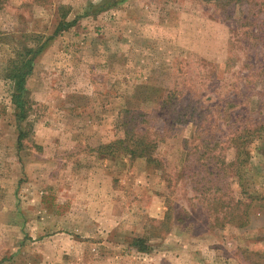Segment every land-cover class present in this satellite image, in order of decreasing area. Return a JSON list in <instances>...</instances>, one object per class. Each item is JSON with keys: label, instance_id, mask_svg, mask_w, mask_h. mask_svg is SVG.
<instances>
[{"label": "rangeland", "instance_id": "rangeland-1", "mask_svg": "<svg viewBox=\"0 0 264 264\" xmlns=\"http://www.w3.org/2000/svg\"><path fill=\"white\" fill-rule=\"evenodd\" d=\"M101 1L0 0V264H264V138L228 166L264 122V0ZM41 44L18 123L5 69ZM124 107L155 163L100 154Z\"/></svg>", "mask_w": 264, "mask_h": 264}, {"label": "trees", "instance_id": "trees-1", "mask_svg": "<svg viewBox=\"0 0 264 264\" xmlns=\"http://www.w3.org/2000/svg\"><path fill=\"white\" fill-rule=\"evenodd\" d=\"M125 1L127 0H102L98 5L91 6L90 14L97 15L101 12L107 11L110 7L122 4ZM73 23L74 21H65L63 15L54 30L53 36H56L59 32L70 28ZM44 48L45 45L41 44L39 46H35V49L30 48L26 49L24 52L16 53L15 57L8 61V65L5 69V77L12 82L11 102L14 106L15 118L18 123H22L27 120L30 103L28 98L29 92L26 88V80L32 72L33 59L41 53ZM29 55H31V58H28ZM167 105L169 107H171V105L174 106V104H171L169 101V98H163L160 106L164 108ZM178 119L179 117L174 120L175 123L179 122ZM116 128L119 136L114 142L102 145L99 148L102 156H121L130 160L144 159L147 162H150V164L156 162L153 158V153L155 152L157 146L163 141V135L160 134V132H149L148 121L143 114L136 112V110H130L124 107L116 119ZM23 135L24 133L20 129L19 139H21ZM254 137H257V139L264 138V122L257 124L252 132L247 133L245 130L240 131V133H238L231 140L232 147L234 146L235 149V159L230 162L228 166H237L241 168L240 165L244 164L243 162H247L246 159L249 158V154L246 150V146L252 142ZM242 157H245V160H241ZM238 178L241 180V176ZM240 185L242 186L243 183ZM239 206L240 204L236 202L235 207L228 209L229 211H226L225 213H229L228 223H234L238 228H242L245 226V222L243 220L246 219V210L243 208L239 210L240 212H236L239 208H241ZM131 245L136 248L138 252H148V247L144 243L143 238L133 239Z\"/></svg>", "mask_w": 264, "mask_h": 264}]
</instances>
